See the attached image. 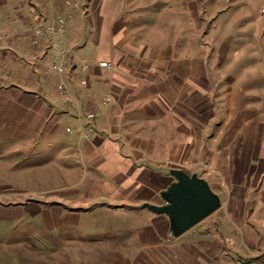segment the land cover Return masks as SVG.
<instances>
[{
  "label": "crops",
  "instance_id": "0c3cea01",
  "mask_svg": "<svg viewBox=\"0 0 264 264\" xmlns=\"http://www.w3.org/2000/svg\"><path fill=\"white\" fill-rule=\"evenodd\" d=\"M74 1L64 10L63 0H0L5 251L39 260L44 233L81 264H264L259 54L201 45L198 4L184 20L183 0ZM60 15L65 30L33 45V28ZM57 53L68 96L57 90ZM101 60L114 69L94 64L82 85L80 65ZM90 112L86 138L80 116ZM174 168L200 174L223 203L204 227L175 238L170 218L147 206L166 203Z\"/></svg>",
  "mask_w": 264,
  "mask_h": 264
},
{
  "label": "rangeland",
  "instance_id": "374dc122",
  "mask_svg": "<svg viewBox=\"0 0 264 264\" xmlns=\"http://www.w3.org/2000/svg\"><path fill=\"white\" fill-rule=\"evenodd\" d=\"M197 4L200 20L201 45L206 42L214 43L213 46H215V49L213 46H208V48L217 51L226 49L227 51L224 53L226 57L232 49L231 45L227 46L229 42L234 43L233 47L235 46L236 49L242 45L246 49L243 51L257 52L259 54V84L264 86V0H183L182 15L184 20L188 19L189 14L191 16L190 5L194 7L195 16ZM243 109L247 111L249 116L255 111V108L249 105L247 109L243 106ZM259 119L263 121L264 117ZM3 142L0 140V144ZM33 196L31 191H27L24 194L25 200ZM3 197L0 195V203L3 202ZM220 209L218 211H221ZM44 213L42 211L38 216L41 223H43L41 219L44 218ZM213 215L199 223L198 227L196 225L195 228L197 227L199 229L200 226L204 227L210 219L215 217ZM1 236L2 230L0 229V263L10 262V264H21L20 261H22L26 264H32V262L33 264H81L79 259L76 258L77 254H73L74 251H71L70 247L62 245V238L56 237L57 235L49 236L41 233L39 242L41 245L47 246L41 248L39 244L38 247L41 250L39 253L40 259H34V261L26 257L29 254L26 252H23L25 258L20 259V256H18V259L15 260L13 253H7L5 251V246L3 245L5 244L4 236L3 241ZM172 236H174L173 233ZM185 237L188 238V235ZM170 239H172L171 236L169 237ZM53 242H56V244L50 245ZM59 248L61 249L58 251ZM54 250L56 252H53ZM36 253L38 251H34V254ZM45 257H48L51 263H48L47 259H44Z\"/></svg>",
  "mask_w": 264,
  "mask_h": 264
},
{
  "label": "water",
  "instance_id": "95a60500",
  "mask_svg": "<svg viewBox=\"0 0 264 264\" xmlns=\"http://www.w3.org/2000/svg\"><path fill=\"white\" fill-rule=\"evenodd\" d=\"M174 182L162 193L163 205L147 206L170 218L171 232L178 237L218 211L223 203L221 196L200 174H189L182 169L171 170Z\"/></svg>",
  "mask_w": 264,
  "mask_h": 264
},
{
  "label": "built area",
  "instance_id": "2783aa9c",
  "mask_svg": "<svg viewBox=\"0 0 264 264\" xmlns=\"http://www.w3.org/2000/svg\"><path fill=\"white\" fill-rule=\"evenodd\" d=\"M77 3H75L74 0H63L62 7L64 10L70 8H74ZM72 14H69V17H71ZM68 24V19L64 17L63 15H60L58 17L56 24H47V25H36L33 30V38H32V44L36 45L38 44L39 40L49 36V35H55L57 32L64 31L66 26ZM94 64H97L101 68L105 69H114L115 64L111 61L101 60L97 62L92 61H84L80 67L78 72V78L80 80V83L82 85H87L88 83V75L93 67ZM52 69L56 71L60 77L61 81L57 85V90L61 96H68L69 89L67 86L68 79H69V73H68V67L66 65L65 60V54L64 53H57L55 60L52 64ZM95 118V113L90 112L86 115L80 116V119L83 122V125L80 127V133L83 137H90L93 132H95V125L93 123ZM72 128H68V132H72Z\"/></svg>",
  "mask_w": 264,
  "mask_h": 264
}]
</instances>
